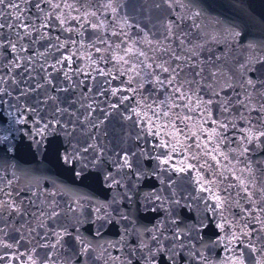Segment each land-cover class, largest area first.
I'll return each mask as SVG.
<instances>
[{
    "label": "water",
    "instance_id": "obj_1",
    "mask_svg": "<svg viewBox=\"0 0 264 264\" xmlns=\"http://www.w3.org/2000/svg\"><path fill=\"white\" fill-rule=\"evenodd\" d=\"M67 2L74 5L73 9L58 10L68 17L67 23L52 28L50 32L53 37L59 36L60 43H64L66 47L61 52H55L54 56L45 57L49 63H54L61 54L72 57L71 62L64 61V70L69 72L72 80H66L63 71L54 73L52 78L54 85L68 89L58 94L52 93L58 95L61 107H68L70 111L78 110L77 115H87V105L92 104L95 109L91 113L92 117L104 120L100 130L107 133L104 137L105 141H111V147H117L122 142L131 144L130 137L135 136L137 129L130 126L131 121L121 118V113L127 115L124 105L108 114L105 119L108 102L116 103L117 100V97L111 96L110 91L106 89L128 87V76L122 74L127 66L119 62L117 57L125 56L126 49L132 48L134 51L139 49L145 52V56L140 57V60L147 58V62L152 63L150 57L155 55L156 61L162 62L161 52L154 53L152 49L157 47L158 42L161 46L169 43L164 39L165 22L180 16L183 19L179 22V32L182 35L187 34L186 43L190 41L187 47L197 53L192 63H198L204 69L201 74L203 80L199 87V96L202 101L211 100L212 103L206 108L200 105L190 113L192 119L186 121L188 127L184 131L191 138L181 136L179 143L173 140L176 148L173 162L177 166L182 162L196 165L202 175L215 180L216 185L220 187H225L229 183H238L232 171L239 175V170L244 164L250 162L255 174L251 177L253 182L257 183V186L264 185V138L253 144H248L243 139L249 128V120L257 127L264 126V120L260 119L264 113L258 111L260 104L264 103V95H261L264 93V87L259 83L264 80V61L252 63L250 65L252 70L243 77H250L256 81V89L239 87L244 72L241 65L247 63L249 59L258 61L260 57H264V0H180V3H174L172 8L162 3V0H116L113 4V7L117 8L116 12L103 6L106 0H67ZM157 3L161 4L159 8L155 6ZM20 8L25 16L35 15L34 8L30 9L24 4H21ZM6 11H12V19H15L14 9L9 8ZM92 12L96 15H91ZM77 16L81 19H73ZM5 20H8L7 16ZM53 23L58 24L56 21ZM90 24L99 27H91ZM67 28H72V31H66ZM149 40L151 44L147 42ZM48 43L47 40L40 41L36 47L40 52H44ZM177 43H172L171 46L179 53ZM96 48L100 51L97 52ZM125 58L133 62L137 60L135 56H125ZM48 71H51V68ZM109 73L111 75H108ZM185 73L194 76L192 68H185ZM38 76L42 82V74L38 73ZM81 81L83 83L79 88L69 87L70 84ZM229 83L233 87H228ZM149 87L150 85L146 84L145 88L140 90V95L136 97V100H141L143 97L142 107L137 108V111L143 110L148 116L151 113L144 106V102L151 103L155 100L159 103L164 99L160 90L149 92ZM43 91L40 90L41 93ZM100 92L104 95H99ZM245 92L251 93V101L245 100L248 108L236 102L244 98ZM36 95L39 93L33 94V98ZM118 95L132 96V93L122 91ZM193 100H196L195 96ZM99 101L103 103L97 107L95 102ZM125 104L136 107L132 100L125 101ZM253 108L256 110L249 111ZM0 111H2L0 129H19L9 133L8 139L0 142V188L3 189V192H0V199L6 198L4 192L10 193L11 198L28 213L19 216L13 213L9 216L6 211L3 214L4 218L0 219V225L4 226L7 232V236L0 234V240L14 245L12 248L0 246V254L6 256L0 264H30L29 257L36 260L37 264H41L45 255L51 251L41 245L55 243L56 237L52 236L51 232H59L63 228H67L72 235L65 236L62 242L63 248L56 249L59 256L58 264H80L76 256L79 245L73 240L76 234L73 232L74 228L78 229L83 237L91 240L95 248V252L88 254L86 264H106L109 255L114 257L118 254L117 249L112 245L120 239L127 221H121L119 217L115 220H107V217L100 216L96 212L98 206L108 204L115 195V190L110 188L105 180L104 172L90 166L81 170V166L76 163H65L62 157L66 154L69 145L68 138L63 133L53 132L37 137L36 140L39 141L37 143L33 140V133L36 130L34 125L13 124L12 121L17 113L8 105ZM220 123H227V129L218 128ZM233 124L235 127H232ZM177 127L184 128V125L177 122ZM213 130L216 132L214 133ZM164 132L174 134L175 129L161 128V133ZM193 132L197 133V136H191ZM209 136L212 137L211 141L208 140ZM144 139L155 142L161 137L146 135ZM163 139L169 137L164 136ZM245 146L248 152L242 156L240 153ZM209 152L211 155L206 154ZM193 156L197 159L193 160ZM212 156H216V159ZM224 156H227V159H224ZM201 165L203 167H200ZM172 175L195 177L196 173L188 171L172 173ZM248 175L247 172L244 173L245 178ZM153 183L157 182L143 181L139 184L138 191L141 193L150 191ZM186 186L189 191L194 187ZM230 191L234 192L235 189ZM133 199L135 200L136 197L134 196ZM122 204L127 202L122 201ZM53 210L59 215L48 219L47 214ZM128 210L132 213L130 218L135 219L137 224L151 226L155 222L154 214L143 207L137 211V205L132 204L129 205ZM232 211L236 213L239 210ZM184 215L182 211L181 218H184ZM236 219L239 217L237 216ZM217 231L209 222L208 229L202 234L203 239L215 240ZM45 232H48V238L44 237ZM194 243L200 247L199 241ZM260 247V243L257 242V248ZM207 255L211 258V264H222L228 258L223 242L211 246L207 250ZM259 255V252L254 253L253 259ZM55 258L56 256H53V259ZM245 259L247 264H253V259L249 258L247 250ZM107 264L112 262L107 261Z\"/></svg>",
    "mask_w": 264,
    "mask_h": 264
},
{
    "label": "snow or ice",
    "instance_id": "obj_2",
    "mask_svg": "<svg viewBox=\"0 0 264 264\" xmlns=\"http://www.w3.org/2000/svg\"><path fill=\"white\" fill-rule=\"evenodd\" d=\"M115 2L116 0H106L103 6L116 12L117 8L113 7ZM162 3L172 8L173 4H179L180 0H162ZM21 4L29 6L30 9L34 8L35 15L25 16L20 8ZM155 6L159 8L161 4L157 3ZM73 7L74 5L69 4L67 0H0V110L8 105L17 113L12 121L13 124L34 125L36 130L33 133V140L37 143H39L37 137L53 132L63 133L68 138L69 145L66 154L62 157L65 163H76L81 166V170L90 166L104 172L105 180L108 186L115 190V195L108 204L98 206L96 212L100 216L107 217V220H115L119 217L121 221H127L120 239L112 245L117 249L118 254L114 257L109 255L106 264L107 261H111L112 264H134V262L161 264V261L163 264H211L207 250L222 242L224 251L228 254L227 260L222 264H247L246 250L250 259H253L254 253H260L259 256L254 257L253 264H264V185L257 186V183L253 182L251 177L255 174L250 162L244 164L239 170V175L230 170L238 183H229L225 187H220L216 185L215 180L206 178L200 173L199 168L190 162H182L180 166L173 162V154L176 152L173 140L179 143L181 136L191 138L184 131L188 127L186 121L192 119L190 113L200 105L206 108L212 103L211 100L202 101L199 96V87L203 80L201 74L204 69L198 63H192L197 53L187 47V43H190V41L186 43L187 34L182 35L179 32V22L183 18L177 16L175 20L166 21L164 39L169 43L161 46L158 42L157 47L152 49L154 53L161 52L162 62H157L155 55L150 57L152 63H148L147 58L140 60V57L145 56V52L139 49L134 51L132 48L126 49L125 56L137 57L136 62L126 59L125 56L117 57L119 62L127 66L122 74L128 76V87L106 89L110 91L111 96L117 97V100L116 103L108 102L105 119L108 114L124 105L127 115L121 113V118L131 121L130 126L137 131L135 136L130 137L131 144L122 142L117 147H111L112 142H106L104 139L107 133L100 130L104 120L93 118L91 115L95 111L92 104L87 105V115H77L78 110L70 111L68 107H61L58 95L52 94L68 90L54 85L52 78L54 73L63 71L65 79L72 80L69 72L64 70V61L71 62L72 57L61 54L54 63H49L45 59L46 56H54L55 52H61L66 47L64 43H60L59 36L53 37L50 32L52 28L62 26L68 21V17L58 10L62 8L71 10ZM9 8L15 10V19H12V11H6ZM75 10L79 11V9ZM91 15L95 16L96 13L92 12ZM5 16L8 20H5ZM73 19L79 20L81 17L77 16ZM90 26L99 27L91 24ZM65 30L72 31V28ZM45 40L49 43L45 45V51L40 52L36 45ZM147 42L151 44L150 40ZM176 42H178L177 48L180 49L179 53L171 46ZM96 51L99 52L100 49L96 48ZM261 61H264V57H260L258 61L249 59L247 63L241 65L244 70L242 82L239 84L241 89L249 87L256 89V81L250 77H243L252 70L250 68L252 63ZM49 68L51 71H48ZM185 68H192L194 76L185 73ZM38 73L43 76L42 82ZM212 76L215 79V73ZM82 83L81 81L70 84L69 87L79 88ZM259 83L264 87V80ZM146 84L150 85L149 92L160 90L164 97L159 103L155 100L151 103L144 102V106L151 113L150 116L143 110L137 111V108L142 107L143 97L141 100H136V97L140 95V90L144 89ZM227 86L233 87L231 83ZM41 89L44 90L42 93ZM122 91L131 92L132 96L118 95ZM36 93L39 95L33 98V94ZM99 95L104 93L100 92ZM194 96L196 100H193ZM129 100L134 101L136 107H132L131 104L126 105L125 101ZM245 100L251 101V93L245 92L244 98L236 102L248 108ZM95 103L99 107L103 101ZM251 110L256 109H249ZM258 111L264 113V103L260 104ZM260 119L264 120V116ZM177 122L184 125V128L177 127ZM248 123L249 128L243 139L248 144L258 143L264 138V126L257 127L250 120ZM227 127V123L218 124L220 129ZM232 127H235V124ZM161 128H172L175 132L162 134ZM14 130L19 129H0V142L7 140L8 134ZM213 132L215 133L216 130ZM146 135L161 139L150 142L144 139ZM164 136H168L169 139H163ZM191 136H197V133L193 132ZM211 139L212 137L209 136L208 140ZM160 149L167 151L162 152ZM247 152L248 148L245 146L240 155L243 156ZM206 154L211 155V152ZM212 158L216 159V156ZM192 159L195 160L197 157L193 156ZM224 159H227V156H224ZM188 171L195 172L196 176L172 175V173ZM245 172L249 174L247 178L244 176ZM145 180L155 181L158 186L157 183H153L150 191L141 193L138 191V186ZM186 185L194 187L189 191ZM0 192H3L2 188ZM4 197L6 198L0 199V219L4 218L3 214L6 211L9 216L13 213L17 216L28 215L15 199L11 198L10 193L4 192ZM122 201H126L127 204H122ZM132 204L137 205V211L143 207L154 214L155 222L151 226L137 224L135 219L130 218L132 213L128 208ZM233 209L239 211L233 213ZM182 211L185 213L184 218H181ZM57 215L59 213L53 210L47 214V218L52 219ZM237 216L239 219H236ZM209 222L218 230L217 238L206 241L202 234L208 229ZM73 232L76 233L73 240L79 245L76 256L80 264H86L88 254L95 252L93 243L79 234L78 229L74 228ZM221 233L223 235H220ZM0 234L7 236L2 225H0ZM51 235L56 237L55 243L41 245L51 249L41 264H58L59 256L56 249L63 248L62 242L65 236L72 233L67 228H63L59 232L52 231ZM44 237L48 238V232L44 233ZM194 241H199L200 247H197ZM257 242L260 243V248H257ZM0 246L12 248L14 245L0 240ZM53 256L56 258L53 259ZM5 258V254H0V261ZM29 260L30 264H37L31 257Z\"/></svg>",
    "mask_w": 264,
    "mask_h": 264
}]
</instances>
